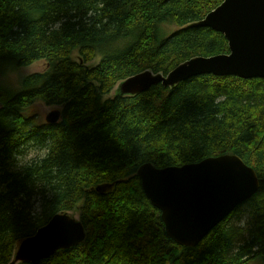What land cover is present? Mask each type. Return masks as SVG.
<instances>
[{
	"label": "trees",
	"instance_id": "16d2710c",
	"mask_svg": "<svg viewBox=\"0 0 264 264\" xmlns=\"http://www.w3.org/2000/svg\"><path fill=\"white\" fill-rule=\"evenodd\" d=\"M223 2L0 0V75L47 64L19 89L0 83V264L74 210L84 242L20 264H264V79L206 75L110 97L140 73L229 54L222 33L192 26ZM38 102L59 107L60 121H41ZM224 155L252 168L260 189L198 246H180L138 170Z\"/></svg>",
	"mask_w": 264,
	"mask_h": 264
},
{
	"label": "water",
	"instance_id": "95a60500",
	"mask_svg": "<svg viewBox=\"0 0 264 264\" xmlns=\"http://www.w3.org/2000/svg\"><path fill=\"white\" fill-rule=\"evenodd\" d=\"M192 26L222 33L229 42L230 53L192 58L166 76L150 71L140 73L120 83L119 93L135 96L159 84L174 88L206 75L264 79V0H224ZM60 118V111L51 112L47 124H57ZM138 176L146 196L162 213L167 235L184 247L198 246L260 189L257 173L236 155L208 158L182 167L156 168L148 163L139 168ZM85 239L81 221L69 212L57 214L34 236L20 242L12 264L48 259Z\"/></svg>",
	"mask_w": 264,
	"mask_h": 264
},
{
	"label": "rangeland",
	"instance_id": "374dc122",
	"mask_svg": "<svg viewBox=\"0 0 264 264\" xmlns=\"http://www.w3.org/2000/svg\"><path fill=\"white\" fill-rule=\"evenodd\" d=\"M162 27H163V30L165 31V33L167 35H170L171 33L177 31V27L173 26V25H167L166 24V25H163ZM75 56H76V54L73 55V57H75ZM95 64H97V61ZM46 66H47V64L45 62H38L31 67H27V68L19 70V71H12V72H9L7 74L0 75V83L5 84V85H9L15 89H19L21 87V82L25 76L32 74V73L42 72L46 69ZM118 92H119V85L116 87V89L110 95V97L116 96L118 94ZM36 110L39 114L40 120L45 121L47 116L51 112L60 111V108L59 107H45V105L38 102ZM69 214H70V216H72L76 220L81 221L80 212L78 210L77 211L74 210L73 212H69ZM14 259H15V256H14ZM251 264H262V262L260 259H256Z\"/></svg>",
	"mask_w": 264,
	"mask_h": 264
},
{
	"label": "clouds",
	"instance_id": "9594fccd",
	"mask_svg": "<svg viewBox=\"0 0 264 264\" xmlns=\"http://www.w3.org/2000/svg\"><path fill=\"white\" fill-rule=\"evenodd\" d=\"M48 150L44 149L43 152L46 153ZM35 153H29V156H17L16 159L18 160V162L23 165L24 163L27 162V160L30 158L31 155H33Z\"/></svg>",
	"mask_w": 264,
	"mask_h": 264
},
{
	"label": "bare ground",
	"instance_id": "6f19581e",
	"mask_svg": "<svg viewBox=\"0 0 264 264\" xmlns=\"http://www.w3.org/2000/svg\"><path fill=\"white\" fill-rule=\"evenodd\" d=\"M172 72V71H171ZM18 251V248H17V250H16V252ZM16 252H15V255H16ZM43 260H45V259H43ZM40 261H42V260H40Z\"/></svg>",
	"mask_w": 264,
	"mask_h": 264
}]
</instances>
